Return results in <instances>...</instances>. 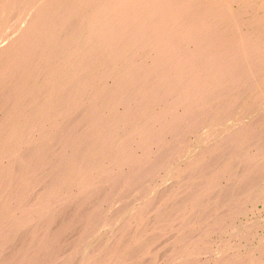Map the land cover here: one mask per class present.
Instances as JSON below:
<instances>
[{
	"label": "bare ground",
	"instance_id": "obj_1",
	"mask_svg": "<svg viewBox=\"0 0 264 264\" xmlns=\"http://www.w3.org/2000/svg\"><path fill=\"white\" fill-rule=\"evenodd\" d=\"M260 205L264 0H0V264H264Z\"/></svg>",
	"mask_w": 264,
	"mask_h": 264
},
{
	"label": "rangeland",
	"instance_id": "obj_2",
	"mask_svg": "<svg viewBox=\"0 0 264 264\" xmlns=\"http://www.w3.org/2000/svg\"><path fill=\"white\" fill-rule=\"evenodd\" d=\"M262 206L260 205L259 208L257 209V213L260 214V216L256 215V219L258 218L259 220H261V222L263 223H243V224H252L251 229L256 233V236L258 238H262V240H264V211L261 209ZM262 217V218H261ZM258 224V226H257ZM260 224V225H259ZM256 228H255V227ZM262 230V231H261ZM259 232V233H258ZM258 233V234H257ZM261 235V236H260Z\"/></svg>",
	"mask_w": 264,
	"mask_h": 264
}]
</instances>
